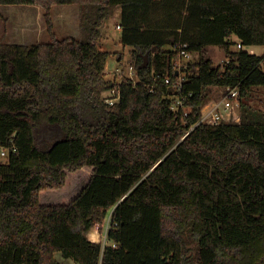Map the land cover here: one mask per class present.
Listing matches in <instances>:
<instances>
[{"label": "trees", "instance_id": "trees-1", "mask_svg": "<svg viewBox=\"0 0 264 264\" xmlns=\"http://www.w3.org/2000/svg\"><path fill=\"white\" fill-rule=\"evenodd\" d=\"M0 5L41 6L50 34L0 39V264H59L57 253L78 264H264V111L245 102L264 88V55L232 49L264 46V0ZM55 5L80 6V38L56 35ZM117 8L139 82L124 80L110 106L102 93L119 83L99 42ZM177 43L200 56L181 89L166 84ZM209 46L229 62L215 65ZM226 87L240 89L239 114L194 127ZM110 210V243L90 240Z\"/></svg>", "mask_w": 264, "mask_h": 264}, {"label": "rangeland", "instance_id": "rangeland-1", "mask_svg": "<svg viewBox=\"0 0 264 264\" xmlns=\"http://www.w3.org/2000/svg\"><path fill=\"white\" fill-rule=\"evenodd\" d=\"M76 7H79V5ZM64 8H66L65 5H56L53 6L51 10L54 31L60 38L64 37L63 31L66 26V24H62V18L64 17L62 9ZM44 15V9L38 5H0V39L6 43H21L26 45L50 41V34ZM120 17L121 9L117 8L114 16L105 21L103 26L104 36L99 42L102 50L111 53L106 65V77L111 80H120L113 72L116 68L125 69L127 71L128 64L132 62L133 58L132 48L124 46L121 43L120 38L122 30L117 28V24L120 23ZM66 27L70 28V26ZM71 28H73V20H71ZM235 40L238 42L237 37H235ZM166 49H170V47H166ZM232 49L234 51L238 50V45H235ZM244 49L248 52L252 51L250 47H244ZM253 51L257 55L262 56L264 55V46H257ZM207 56L214 61L215 65L224 64L226 62V53L218 46H209L207 48ZM218 99H220V91L217 88H213L207 104L212 100ZM245 102L257 110L264 111V88H255L252 97ZM240 105L241 100L239 103L233 105L229 114L225 115V118L229 119L233 114L238 115L240 112ZM112 211L113 210H110L108 212V215L103 219L102 223L97 224L88 232V238L90 240H93L91 233L95 231L99 234V240L97 242H101L104 245L110 243L108 232L112 226ZM56 259L59 264H78L71 258H65L62 253H57Z\"/></svg>", "mask_w": 264, "mask_h": 264}, {"label": "built area", "instance_id": "built-area-1", "mask_svg": "<svg viewBox=\"0 0 264 264\" xmlns=\"http://www.w3.org/2000/svg\"><path fill=\"white\" fill-rule=\"evenodd\" d=\"M117 28L121 30V25L118 23ZM239 49H244L241 44H238ZM175 50H178L180 53L181 60L177 63H174L172 66V70L176 71L178 77L175 81H172L170 77L166 78V84H174V86L178 89H181V86L185 79V69L188 67L190 63H196L199 61V53L192 52L188 50V44L177 43L174 46ZM227 63L229 60L226 61ZM117 77L120 78L114 79L119 83L117 87H114L110 90H107L102 93L103 100L105 103L109 104L110 106H114L121 98L120 93V86L124 80H129L132 82L133 85H136L139 82L138 77V70L133 63L128 64V70L121 68H116L113 72ZM107 74V68H106ZM220 91V99L212 100L210 103L206 104L202 109V118L201 120L194 126L201 123H205L207 125H217L220 123L223 116L228 115L231 108L235 103L240 102V89L237 87H226V88H217ZM173 98V97H170ZM183 107L182 99L178 98L175 102L172 103V110L178 111L179 108ZM192 127V129L194 128ZM190 131L187 133V135ZM1 155L6 157L7 152L6 150H2Z\"/></svg>", "mask_w": 264, "mask_h": 264}, {"label": "crops", "instance_id": "crops-1", "mask_svg": "<svg viewBox=\"0 0 264 264\" xmlns=\"http://www.w3.org/2000/svg\"><path fill=\"white\" fill-rule=\"evenodd\" d=\"M76 6L65 5L66 8L62 9V12L64 15V17L62 18V24H66V26H70V28L65 26V30L63 31L64 37H62V38H66V37L80 38V11H79L80 6L79 7H76ZM73 7H76V8H73ZM74 13H76V14H74ZM71 16H73V17H71ZM71 20H73V28H71ZM103 36H104V33H103ZM102 39H103V37H102ZM231 39H232V41H236L235 36H233ZM8 43H10V42H8ZM250 48L252 50L250 53L256 54L253 50H254V48H257V47H250ZM119 60H121V59H119ZM92 241H94V240H92ZM95 242H97V241H95Z\"/></svg>", "mask_w": 264, "mask_h": 264}, {"label": "water", "instance_id": "water-1", "mask_svg": "<svg viewBox=\"0 0 264 264\" xmlns=\"http://www.w3.org/2000/svg\"><path fill=\"white\" fill-rule=\"evenodd\" d=\"M157 50V48L155 47L153 49V52H155ZM149 62H150V54L147 53L143 56V62L142 64L139 66V69H145L149 66ZM128 196H124L122 200H125Z\"/></svg>", "mask_w": 264, "mask_h": 264}, {"label": "bare ground", "instance_id": "bare-ground-1", "mask_svg": "<svg viewBox=\"0 0 264 264\" xmlns=\"http://www.w3.org/2000/svg\"><path fill=\"white\" fill-rule=\"evenodd\" d=\"M92 235V239L94 240V241H98L99 240V234L97 233V232H92L91 233ZM90 236V235H89Z\"/></svg>", "mask_w": 264, "mask_h": 264}]
</instances>
